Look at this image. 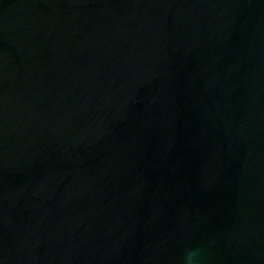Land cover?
<instances>
[{"label": "water", "instance_id": "1", "mask_svg": "<svg viewBox=\"0 0 264 264\" xmlns=\"http://www.w3.org/2000/svg\"><path fill=\"white\" fill-rule=\"evenodd\" d=\"M264 264V0H0V264Z\"/></svg>", "mask_w": 264, "mask_h": 264}, {"label": "clouds", "instance_id": "2", "mask_svg": "<svg viewBox=\"0 0 264 264\" xmlns=\"http://www.w3.org/2000/svg\"><path fill=\"white\" fill-rule=\"evenodd\" d=\"M193 255H194V253H191V254H189L188 257H187V259H188V261H189V264H190V262H191V260H192Z\"/></svg>", "mask_w": 264, "mask_h": 264}]
</instances>
